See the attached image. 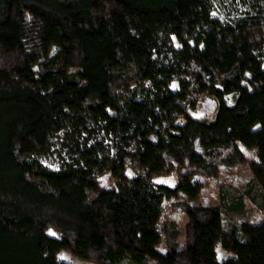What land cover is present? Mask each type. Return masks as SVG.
<instances>
[{
	"label": "trees",
	"instance_id": "16d2710c",
	"mask_svg": "<svg viewBox=\"0 0 264 264\" xmlns=\"http://www.w3.org/2000/svg\"><path fill=\"white\" fill-rule=\"evenodd\" d=\"M251 1L222 22L210 0H0V264H72L58 251L92 264H264V0ZM79 117L124 148L41 165ZM128 160L144 175L122 178ZM240 166L245 182L218 181ZM104 173L122 188L101 186ZM208 180L218 203L189 204ZM180 195L181 232L159 208ZM216 245L231 256L217 260Z\"/></svg>",
	"mask_w": 264,
	"mask_h": 264
},
{
	"label": "rangeland",
	"instance_id": "374dc122",
	"mask_svg": "<svg viewBox=\"0 0 264 264\" xmlns=\"http://www.w3.org/2000/svg\"><path fill=\"white\" fill-rule=\"evenodd\" d=\"M211 2V15L224 22L231 20V18L238 14L249 11L251 6V0H210ZM27 23H30V19L26 17ZM171 43L174 48L179 47V43L172 38ZM55 50L51 47L48 54ZM258 58L261 62V66L264 67V48L258 53ZM159 65H165L170 63V59L167 55H160L157 58ZM146 85L148 83H145ZM170 90H177V79L173 78L168 83ZM125 95V94H123ZM198 99L197 114L207 115L212 111L213 103L208 98H203L200 95H194ZM103 123L94 121L93 119L79 117L77 121L71 119L67 121L64 126L54 133L51 144L47 152L37 157V160L41 165L45 166L49 170L59 171L67 167H75L79 161L78 150L83 146L91 144H98L102 151L111 155L116 149H123L122 142L113 134L106 133L103 130ZM244 151L242 147L239 146ZM245 155L249 158H253V155L248 151H244ZM145 170L137 167L132 161H126L124 170L121 177L124 179L143 176ZM249 177V173L245 166H240L233 171L223 174L219 177L218 181L222 180L233 186H238L245 182ZM101 186L106 189H114L119 191L122 188L123 180L120 178H111L108 173H104L99 176ZM183 196H170L162 197L160 201V217L171 218L172 213L170 211V204L182 200ZM189 204L193 205H214L218 203V191L217 183L208 180L206 181L204 190L193 200H187ZM245 208L248 212L247 220L250 222H258L261 220V214L251 204L244 200ZM175 217V218H174ZM176 228L181 232L182 224L185 221V216L182 214L175 215ZM48 236L54 237L55 234L51 230L45 232ZM55 238V237H54ZM181 240V236L179 237ZM159 247V245L157 246ZM160 249V248H159ZM230 253L223 252L218 245L215 247V257L217 260H222L226 257H230ZM55 259L57 261L69 262L72 264H92L90 262L82 261L77 258L71 257L65 251H58L55 253Z\"/></svg>",
	"mask_w": 264,
	"mask_h": 264
}]
</instances>
